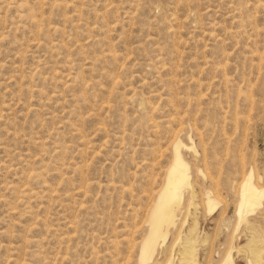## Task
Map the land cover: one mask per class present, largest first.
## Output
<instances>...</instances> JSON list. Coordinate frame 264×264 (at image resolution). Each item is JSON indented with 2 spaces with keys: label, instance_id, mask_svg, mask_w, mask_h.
Segmentation results:
<instances>
[{
  "label": "rangeland",
  "instance_id": "374dc122",
  "mask_svg": "<svg viewBox=\"0 0 264 264\" xmlns=\"http://www.w3.org/2000/svg\"><path fill=\"white\" fill-rule=\"evenodd\" d=\"M176 140L155 262L264 264V0H0V264H139Z\"/></svg>",
  "mask_w": 264,
  "mask_h": 264
},
{
  "label": "bare ground",
  "instance_id": "6f19581e",
  "mask_svg": "<svg viewBox=\"0 0 264 264\" xmlns=\"http://www.w3.org/2000/svg\"><path fill=\"white\" fill-rule=\"evenodd\" d=\"M182 147L184 146L181 140H176L173 144V153L171 159L172 161L167 171L165 181L162 187L159 188L160 190L158 189L159 192L157 193L155 200L153 201L154 203L150 209L148 216L147 232L140 243L138 259L139 264H157L154 260L157 249L158 247H160V243H165L170 229L176 227L177 220L179 219L178 212L181 211L180 208L183 207V191L185 188L191 185L188 165L183 159L181 152ZM251 172L248 173L246 177H244L240 185V196L237 206V212L238 217L241 220H244V217L248 213L253 212L259 205H261V199L264 196L263 191L261 189H258L252 183ZM206 203L208 205L209 211H212L217 204V202L211 199L209 196L207 197ZM177 229L178 228H176L175 230ZM189 241L191 240H188L187 242ZM188 245H190V242L188 243ZM261 249L262 248H260V250L258 251L256 250V248L253 249L254 256L256 258L259 257V252L261 251ZM182 258L184 259V257ZM187 259L191 260L189 258Z\"/></svg>",
  "mask_w": 264,
  "mask_h": 264
}]
</instances>
